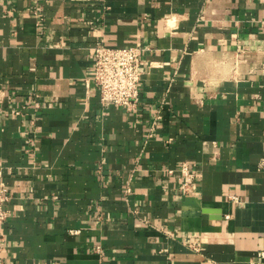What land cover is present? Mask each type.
Instances as JSON below:
<instances>
[{"label": "crops", "instance_id": "1", "mask_svg": "<svg viewBox=\"0 0 264 264\" xmlns=\"http://www.w3.org/2000/svg\"><path fill=\"white\" fill-rule=\"evenodd\" d=\"M96 42L141 46L132 108ZM263 157L264 0H0V264H264Z\"/></svg>", "mask_w": 264, "mask_h": 264}, {"label": "built area", "instance_id": "2", "mask_svg": "<svg viewBox=\"0 0 264 264\" xmlns=\"http://www.w3.org/2000/svg\"><path fill=\"white\" fill-rule=\"evenodd\" d=\"M141 51L139 44L109 46L96 42L93 52V81L99 94V103L103 107L119 105L130 109L137 102L142 76ZM259 166L264 168V157ZM180 170L188 178H192L190 168L185 163L180 166ZM184 188L188 189L186 182ZM10 198L8 187L0 181V242L3 239V224L8 216L7 202ZM192 246L199 250L198 244ZM96 248L99 250V246Z\"/></svg>", "mask_w": 264, "mask_h": 264}]
</instances>
